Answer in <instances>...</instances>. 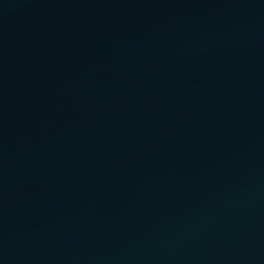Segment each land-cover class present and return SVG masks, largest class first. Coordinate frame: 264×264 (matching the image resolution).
<instances>
[{"label": "water", "instance_id": "water-1", "mask_svg": "<svg viewBox=\"0 0 264 264\" xmlns=\"http://www.w3.org/2000/svg\"><path fill=\"white\" fill-rule=\"evenodd\" d=\"M0 264H264V0H0Z\"/></svg>", "mask_w": 264, "mask_h": 264}]
</instances>
